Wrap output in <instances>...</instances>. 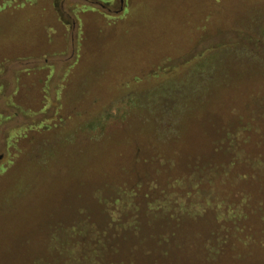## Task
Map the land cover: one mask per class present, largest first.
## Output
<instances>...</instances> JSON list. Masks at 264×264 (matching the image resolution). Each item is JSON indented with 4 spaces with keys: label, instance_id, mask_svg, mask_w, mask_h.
<instances>
[{
    "label": "rangeland",
    "instance_id": "obj_1",
    "mask_svg": "<svg viewBox=\"0 0 264 264\" xmlns=\"http://www.w3.org/2000/svg\"><path fill=\"white\" fill-rule=\"evenodd\" d=\"M263 24L264 0H0V264H262Z\"/></svg>",
    "mask_w": 264,
    "mask_h": 264
},
{
    "label": "trees",
    "instance_id": "obj_2",
    "mask_svg": "<svg viewBox=\"0 0 264 264\" xmlns=\"http://www.w3.org/2000/svg\"><path fill=\"white\" fill-rule=\"evenodd\" d=\"M261 32H264V24L263 25H261ZM208 155V154H207ZM255 161H257V166H255L254 165V163H255ZM245 162H247L249 165H252V167H253V171L251 172L252 174H248L246 177H245V182H247L248 184H251V183H253V181H260V182H262V181H264V160L263 159H259V157H251L250 155H247V157L245 158ZM230 165H233L234 167H236V165H235V163H230ZM233 166H230V169L233 167ZM197 171V170H196ZM212 174V173H211ZM190 175H191V173H190ZM189 175V176H190ZM187 176H188V174H186V178L183 180V184H178V186H180L181 187V191L179 192V193H181V194H178V193H176V195H178V197L177 198H173L174 200H173V202H171V205H170V203H169V209L166 211V213H164L165 214V216H169L168 215V212H170V210L171 209H175L176 210V208L178 207V205H179V202L181 201V199H184V196H185V193L184 192H187L188 191V189H189V187H190V185L191 184H189V177L187 178ZM218 176H219V173L217 172V173H215V174H212V176H209L208 177V179L207 180H209L210 182H212L213 184H211L212 185V187H214L216 190H217V186H219V185H216V183L218 182ZM194 178V177H193ZM155 182H156V184L158 185V187L159 186H161L162 185V182L161 181H159V180H155ZM208 182V181H207ZM209 183V182H208ZM220 192V191H219ZM228 192H231L230 190L228 191ZM231 194L232 193H230L229 194V196H231ZM211 196L212 197H219V199L220 200H225V197L226 196H222V194L220 195L219 193H216V194H211ZM185 201H187V199L185 198L184 199ZM184 200H182V202H183V206H184ZM228 200H229V198H228ZM240 200V199H239ZM246 200V201H245ZM250 201V202H248L247 203V201ZM233 201H235V200H233ZM241 201H245L246 202V205H249V207H252V206H254L255 208L256 207H258L257 206V204H256V202L257 201H260V203L262 204V202L264 203V193L261 195V194H258V195H256V194H250V196H247V198L245 197V196H242V199H241ZM228 203H230L229 201H228ZM234 203V202H233ZM181 205V206H182ZM180 206V207H181ZM241 206V205H240ZM180 207H179V210L178 211H180ZM244 207V206H243ZM260 207V206H259ZM258 207V208H259ZM261 210V209H260ZM264 210V209H263ZM263 210H261V217L264 219V211ZM138 211V212H137ZM136 212L137 213H139V215H140V213H141V209H139V208H136ZM136 221H138L139 222V224H138V226H137V230H136V233L137 234H139V236H142L144 239L145 238H147V237H149V233L146 231V230H141L140 229V224L142 223L140 220H136ZM263 231V230H262ZM262 231L261 232H259V233H261L259 236H255L254 237V239H253V242L256 244V245H259V247H261V248H264V232L262 233ZM218 230L216 231V230H212L211 232H210V234H209V236H208V245L209 246H211L210 245V243L211 242H213V238L214 237H217L218 236ZM112 245H114L113 243H112ZM57 248H59V250H61V251H64V253L65 254H62V256H64V257H66V253L68 254V253H70V252H72V251H74V248H72L71 247V245H69V246H67V248L65 247V246H58ZM103 247L102 246H99L98 247V250H95V251H101V253H102V251H103ZM117 252H120V250H121V248L119 247V246H116L115 248H114ZM97 256H98V254L97 253H95ZM100 255H102V254H100ZM118 256H116L117 258H114V260H113V264H123V262H122V260H120L118 257H120V255L119 254H117ZM96 256V257H97ZM90 257H92L94 260H93V263L94 262H97V263H99V264H103L104 263V260H103V258L100 256V259H96V258H94L93 257V255L89 252V255H88V257L87 256H84V258H86L84 261H86V260H88V258H90ZM121 258V257H120ZM123 258V257H122ZM84 261H82V263L81 264H86V263H84ZM58 262V261H57ZM261 263L262 264H264V260H262L261 261ZM58 264H59V262H58ZM89 264V263H88Z\"/></svg>",
    "mask_w": 264,
    "mask_h": 264
}]
</instances>
